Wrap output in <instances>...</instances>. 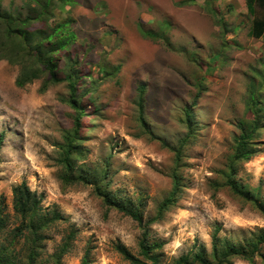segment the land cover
Wrapping results in <instances>:
<instances>
[{"label": "rangeland", "instance_id": "1", "mask_svg": "<svg viewBox=\"0 0 264 264\" xmlns=\"http://www.w3.org/2000/svg\"><path fill=\"white\" fill-rule=\"evenodd\" d=\"M68 1L53 22L71 18L75 37L57 73L77 75L81 110L67 82L43 89L42 74L18 87L20 67L0 60V264H136L125 253L264 264V34L246 0ZM29 4L3 8L27 15ZM21 183L41 199L31 260L33 229L13 209ZM254 243L251 260L225 257Z\"/></svg>", "mask_w": 264, "mask_h": 264}, {"label": "trees", "instance_id": "2", "mask_svg": "<svg viewBox=\"0 0 264 264\" xmlns=\"http://www.w3.org/2000/svg\"><path fill=\"white\" fill-rule=\"evenodd\" d=\"M3 1L4 0H0V60H7L20 67L16 85L18 87H24L41 78L42 74L48 76L43 89H46L48 85L65 81L69 86L72 107L75 110H81L75 103L77 96L75 84L77 75L70 73L65 79H62L57 73L58 60L62 57V54L67 52L66 48L68 43L72 41V38L75 37V31L71 26V18L70 20L66 19L53 22L55 17L54 11L57 10L56 8L65 7L68 5L69 1L31 0L32 4H29L30 12L27 15H23L20 11L13 12L4 10ZM246 7L249 15L253 18V27L257 30V34H264V0H246ZM65 32H69L67 37L64 36ZM61 35L62 37L57 39V37ZM144 96L145 88L141 86L139 88V107L143 105ZM78 121L77 119V125ZM253 125L254 127H252L251 131L242 135L238 142L236 151L237 159L246 158L245 154L248 153L247 145L257 130L254 120ZM173 204L174 200L172 198L165 200L160 207L159 216ZM40 206L41 199L37 196L36 192L31 191L25 183H21L13 189V209L17 214L28 219L27 226L30 224L28 227L31 226L33 229L32 234L35 236V239L33 238L31 241V244H34L35 248H33L29 254L30 260L38 256L40 249L39 246H36V242L39 238L38 231L41 230V227L36 229L34 224L35 219L40 216ZM120 210L138 221L140 225H143V219L137 212L127 208L124 209L123 207H121ZM158 218L159 217H157V219ZM55 220L56 217L43 222V225L39 226L43 227ZM144 229L143 237L140 242L141 254L147 259H152V249L148 243L147 226ZM217 235L218 229L213 234V240H216ZM66 248L67 244H64L63 250ZM214 250L217 251L216 245H214ZM258 250L259 243H254L252 252L250 253L244 248H232L230 253H227L225 257L238 255L251 260L255 251ZM125 255L133 263H140V261L134 259L128 253H125ZM193 261L199 264H212L204 255H197ZM83 264H86V262L84 261ZM179 264H189V258H181Z\"/></svg>", "mask_w": 264, "mask_h": 264}, {"label": "crops", "instance_id": "3", "mask_svg": "<svg viewBox=\"0 0 264 264\" xmlns=\"http://www.w3.org/2000/svg\"><path fill=\"white\" fill-rule=\"evenodd\" d=\"M218 1H219V0H215V2H213V3L216 5V3H217ZM222 1H225V0H222ZM222 1H221V2H222ZM225 2H226L227 4H231V3H229V2H233V3H234L235 0H226Z\"/></svg>", "mask_w": 264, "mask_h": 264}]
</instances>
